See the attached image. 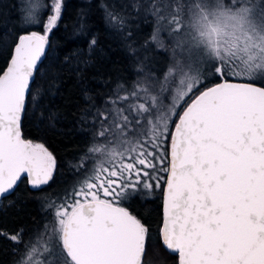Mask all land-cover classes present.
<instances>
[{"label":"snow or ice","instance_id":"1","mask_svg":"<svg viewBox=\"0 0 264 264\" xmlns=\"http://www.w3.org/2000/svg\"><path fill=\"white\" fill-rule=\"evenodd\" d=\"M64 6L21 5L23 22L40 30L18 35L0 71V197L22 178L40 191L54 179L56 157L25 138L23 117ZM131 8L154 22L145 44L170 59L147 71L139 61L137 79L117 83L102 106L86 97L91 139L71 185L44 197L48 215L34 230L0 232L13 242L14 264H264V0H133ZM106 18L124 31V15ZM156 191L168 257H150L151 227L127 206Z\"/></svg>","mask_w":264,"mask_h":264},{"label":"trees","instance_id":"2","mask_svg":"<svg viewBox=\"0 0 264 264\" xmlns=\"http://www.w3.org/2000/svg\"><path fill=\"white\" fill-rule=\"evenodd\" d=\"M24 2L26 0H0V71L7 65L18 35L40 30L23 22L21 5ZM132 2L64 0L62 20L49 37V49L36 71L23 118L24 136L43 143L56 157L54 179L40 191L22 178L12 193L0 200V232L34 230L48 215L43 207L44 197L60 193L71 185V167L79 162L91 139L89 126L81 119L85 108L89 107L86 97H92L102 106L117 83L130 86L137 79L139 61L145 64V71L166 67L170 51L145 44L154 30V22L138 15L131 8ZM106 11L126 17L123 32L109 24ZM162 38L168 44L167 35L163 34ZM93 39L96 44L90 47ZM129 44L137 50L135 54L129 50ZM32 97L35 103L31 102ZM127 206L151 227L150 257L153 252H158L159 257H168L158 237L162 224L159 191L138 196ZM13 247L12 241L0 236V264H14L17 254ZM156 259L152 257L150 263Z\"/></svg>","mask_w":264,"mask_h":264},{"label":"water","instance_id":"3","mask_svg":"<svg viewBox=\"0 0 264 264\" xmlns=\"http://www.w3.org/2000/svg\"><path fill=\"white\" fill-rule=\"evenodd\" d=\"M32 31H37V30H32ZM25 34V33H24ZM48 49H49V45L46 47V50H45V55H46V53H47V51H48ZM45 55L41 58V61L40 62H38V65H37V69H38V67H39V65L41 64V62L43 61V59L45 58ZM37 71V70H36ZM36 71H35V73H34V77H33V80H34V78H35V75H36ZM33 80L31 81V83H30V88H31V85H32V83H33ZM24 118V117H23ZM26 138V137H25ZM28 139V138H27ZM18 184H19V182H18ZM17 184V185H18ZM16 188V187H15ZM15 190V189H14ZM13 190V191H14ZM12 191V192H13ZM12 192H10V193H12ZM10 193H8V194H5L4 196H2V197H0V200L3 198V197H5V196H7V195H9ZM161 226H162V224H161Z\"/></svg>","mask_w":264,"mask_h":264},{"label":"rangeland","instance_id":"4","mask_svg":"<svg viewBox=\"0 0 264 264\" xmlns=\"http://www.w3.org/2000/svg\"><path fill=\"white\" fill-rule=\"evenodd\" d=\"M34 142H37V141H34ZM38 143H39V142H38ZM153 193H154V192H153ZM153 193H152V194H153ZM150 264H151V263H150Z\"/></svg>","mask_w":264,"mask_h":264}]
</instances>
